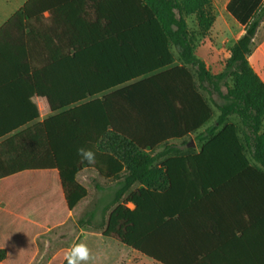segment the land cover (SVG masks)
Here are the masks:
<instances>
[{"label":"trees","instance_id":"1","mask_svg":"<svg viewBox=\"0 0 264 264\" xmlns=\"http://www.w3.org/2000/svg\"><path fill=\"white\" fill-rule=\"evenodd\" d=\"M109 2L104 33L44 67L40 83L49 106L42 114L51 116L36 127L39 152L28 156L25 167L56 174L66 207L64 217L50 220L49 227L65 223L86 198L88 191L76 175L91 169L104 179L119 180V187L103 207L100 222L94 224L96 214L90 213L79 220L80 226L101 229L103 237L160 264H192V250L179 248L176 236L164 234L163 226L210 191L231 184L247 194L249 211L264 212V81L249 62L264 21V0L229 2L227 10L244 33L229 48L219 74L196 55L186 19L195 16L207 34L215 22L211 0ZM176 60L179 65L174 66ZM213 107L220 114L197 136L198 153L182 154L168 145L206 127ZM231 116L238 117L243 138L228 122ZM81 147L95 152L94 166L81 162ZM137 183L140 187L130 192ZM46 227L33 237L46 233ZM36 252L33 246L23 264ZM66 252H58L48 264H66ZM13 255L0 243V264Z\"/></svg>","mask_w":264,"mask_h":264},{"label":"crops","instance_id":"2","mask_svg":"<svg viewBox=\"0 0 264 264\" xmlns=\"http://www.w3.org/2000/svg\"><path fill=\"white\" fill-rule=\"evenodd\" d=\"M109 1L0 0V243L14 253L3 260L6 264H23L33 246L37 252L29 264H48L58 252L67 251L74 243H87L90 236L108 239L101 229L79 225L91 183L103 179L96 171L83 169L76 175V181L88 191L86 198L77 203L65 223L49 227L46 224L50 220L64 217L66 207L55 182L56 174L25 164L30 154L34 157L39 152L36 127L51 116L42 114V109L49 106L40 83L44 67L56 58L71 56L74 48L95 41L104 33L109 23ZM211 1L218 12L216 22L233 20L243 28L227 10L231 0ZM173 53L176 56L175 49ZM249 62L264 81V45L251 54ZM211 125L194 134L189 142L196 153L201 148L197 136ZM195 143L198 148H194ZM183 144V140L168 143L179 150ZM166 158L159 160L163 163ZM103 181H112L111 185L119 187V180ZM248 201L246 193L226 184L164 225L163 233L175 235L179 248L192 250V264H263L264 212L249 211ZM90 213L94 212L85 216ZM43 226H47L46 233L33 237L41 234ZM59 235L64 238L58 239ZM128 248L125 257L105 262L99 255L90 264H160Z\"/></svg>","mask_w":264,"mask_h":264},{"label":"rangeland","instance_id":"3","mask_svg":"<svg viewBox=\"0 0 264 264\" xmlns=\"http://www.w3.org/2000/svg\"><path fill=\"white\" fill-rule=\"evenodd\" d=\"M216 13L218 12L214 10L215 16H216ZM186 19L189 25L190 32L195 37L196 55L200 59L206 62L207 68L209 69L211 73L215 74L218 71H222L223 66H224V60L227 56V52L229 48L234 45L236 40H238L243 35L244 33L243 28L237 22L233 20L228 21V22H224V21L216 22L215 21L211 30L207 34H203L198 27V23H197L195 16H188ZM263 45H264V22L259 28L258 34L254 39L253 52H256V50H258V48L262 47ZM177 65H179V62L176 60L175 66ZM192 72L194 71L192 70ZM204 95L205 97H207L205 93ZM213 110H214V117L212 121L209 123L212 125L215 123V121L217 120L220 114V112L216 108L213 107ZM228 122L234 123L237 126L239 135L241 138H243L242 126L239 122L238 117L231 116L228 119ZM192 138H193V135L183 139L184 144L182 145V150H179L182 154L196 152L195 149L188 146ZM199 145L195 143L194 148H198ZM164 146L165 145H163L162 147ZM162 147H159V148H162ZM159 148L155 150L154 154ZM161 161L162 160H159L156 163V166H160V164H162ZM123 175L124 173L121 174V176ZM103 179H98L96 180V182L91 183L88 202L85 204V207L82 213V217L84 218L85 213L94 212L96 214L95 219L93 220L94 224H98L100 222L101 220L100 211L109 201L112 200V198L114 197L115 191L117 189L115 185H111L112 181L105 182L103 181ZM139 187H140L139 184L135 185L134 187H132L130 192L136 190ZM129 193L125 195L122 201L125 200V198L129 195ZM73 229L75 233L77 229L76 225L73 226ZM75 235L76 234H73L72 238H74ZM59 238H64V235H59L58 239ZM89 238L90 240L87 241V243L86 241H83L82 243L89 245V249L91 250L93 257L95 259L99 255H101L103 259L105 260V262L114 261L117 257L118 258L125 257L130 250L128 247L124 245H120L119 243L111 239H103L101 237H97L96 235L90 236ZM57 246L60 247L61 244H58Z\"/></svg>","mask_w":264,"mask_h":264},{"label":"clouds","instance_id":"4","mask_svg":"<svg viewBox=\"0 0 264 264\" xmlns=\"http://www.w3.org/2000/svg\"><path fill=\"white\" fill-rule=\"evenodd\" d=\"M77 155L80 157L82 163L88 166H94L96 154L91 149L78 148ZM93 259L91 250L82 242L72 244L65 254L66 264H90Z\"/></svg>","mask_w":264,"mask_h":264}]
</instances>
